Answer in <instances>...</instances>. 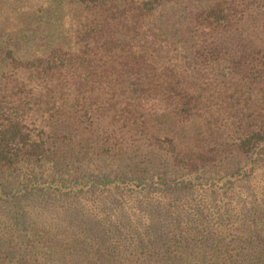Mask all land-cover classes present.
Returning a JSON list of instances; mask_svg holds the SVG:
<instances>
[{
	"label": "trees",
	"instance_id": "16d2710c",
	"mask_svg": "<svg viewBox=\"0 0 264 264\" xmlns=\"http://www.w3.org/2000/svg\"><path fill=\"white\" fill-rule=\"evenodd\" d=\"M177 1L68 0L29 57L4 14L56 8L0 2V264H264V105L211 78L264 87V0L190 11L189 68L149 36Z\"/></svg>",
	"mask_w": 264,
	"mask_h": 264
},
{
	"label": "rangeland",
	"instance_id": "374dc122",
	"mask_svg": "<svg viewBox=\"0 0 264 264\" xmlns=\"http://www.w3.org/2000/svg\"><path fill=\"white\" fill-rule=\"evenodd\" d=\"M3 1L11 2L12 0H0V2ZM22 1L31 2L34 4L37 0ZM45 1L47 3L50 2L49 7L54 9L56 8V12H58L57 8H63L68 4V0H64L62 3L61 1L55 0ZM209 1L210 0H182L167 4L162 7L157 15L158 23L153 28L154 30L150 31L149 36L151 37L150 39H155L157 41L159 51L162 50V46L170 48L171 53L166 58H164L166 62L189 68L190 57L188 54H190L191 42H189V39L184 33L181 23L183 22L184 17L190 11L201 5L209 3ZM65 15L66 14L63 12H58L54 16L50 15L52 17L50 20V25L48 23L47 25H44L46 28L43 31L42 29L38 31L39 26H43L41 21L38 19H31L27 12L16 14L14 10L10 9L4 14V18L9 21L8 24H10V26L13 28L19 27H16L14 23H21L24 26V30L27 31V33H24L26 35H31L33 38L29 43V46L25 47V50L21 51L22 56L29 57L32 53L44 52V50L53 43V40L59 39V37L61 42H72L74 35L72 29L73 22L68 17L65 19ZM48 16L49 14L44 16V21L47 18H50ZM72 19H74L73 16ZM32 20L33 22H31ZM30 22L31 26H28ZM13 33L14 31L12 32L11 30V32H7L6 35H12ZM54 36L57 37L54 38ZM193 43L194 42H192V44ZM3 47H5L4 51L6 52L8 49H10L7 46ZM162 52L165 53L164 51ZM166 55L167 54H162L163 57ZM211 78L214 88H216L218 91L243 98L244 102L247 100V105H242L243 110L252 112L258 110L261 105H264V87H254L249 83L243 82L231 75V73L226 69L218 71L215 75L213 74Z\"/></svg>",
	"mask_w": 264,
	"mask_h": 264
}]
</instances>
